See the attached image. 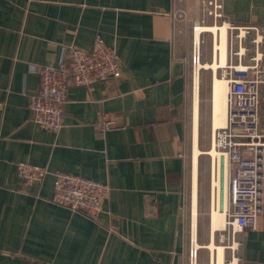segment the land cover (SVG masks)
Listing matches in <instances>:
<instances>
[{
    "label": "crops",
    "instance_id": "1",
    "mask_svg": "<svg viewBox=\"0 0 264 264\" xmlns=\"http://www.w3.org/2000/svg\"><path fill=\"white\" fill-rule=\"evenodd\" d=\"M212 1L0 0V264H190L192 242L194 264L216 262L218 246L227 264V244L211 228L208 171L201 155L194 170L193 147L211 144L212 80L230 61L227 26L264 28V0H220L216 10ZM97 36L116 51L121 77L70 84L62 128L41 129L28 109L36 69L70 46L88 51ZM100 123L111 128L101 132ZM17 163L47 174L25 186ZM56 171L109 186L95 220L50 203ZM228 243L236 264H264V210L255 229Z\"/></svg>",
    "mask_w": 264,
    "mask_h": 264
},
{
    "label": "built area",
    "instance_id": "2",
    "mask_svg": "<svg viewBox=\"0 0 264 264\" xmlns=\"http://www.w3.org/2000/svg\"><path fill=\"white\" fill-rule=\"evenodd\" d=\"M218 1L210 3L215 10L220 9ZM227 31L230 61L220 68V78L227 87L225 122L212 130L210 148L215 155L209 157L211 178L214 174L217 176L219 167L226 176L227 208L219 240L226 242L230 252L227 264H236L237 246H228V242L231 240L232 244L236 233L255 229L264 210V28L228 25ZM199 44V38L194 37L191 56L194 76L200 69ZM250 49L253 54L248 56V63L243 64ZM36 73L38 91L28 101L32 121L43 130L57 133L63 126V107L69 85L88 88L98 82L118 79L121 64L116 51L97 36L88 51L70 46L60 61L38 67ZM110 128L109 123L99 124L101 132ZM46 174L44 167L26 163L16 165V176L25 186L42 181ZM52 175L50 203L91 220L103 211L110 191L107 184L60 171ZM196 256L197 249L192 242L190 264L195 263Z\"/></svg>",
    "mask_w": 264,
    "mask_h": 264
},
{
    "label": "bare ground",
    "instance_id": "3",
    "mask_svg": "<svg viewBox=\"0 0 264 264\" xmlns=\"http://www.w3.org/2000/svg\"><path fill=\"white\" fill-rule=\"evenodd\" d=\"M225 27V26H224ZM221 27L217 30V33L220 36V51L224 56V45H225V28ZM212 32H216V29H211ZM224 61V59H222ZM223 64V63H221ZM202 65L200 64V67ZM208 66V65H207ZM215 69V66H212ZM211 69V68H210ZM197 76L194 77L195 87H197ZM196 90V89H195ZM226 82L224 79L216 78L212 80V123L213 130L222 127L225 122V113H226V105H225V96H226ZM211 93V92H210ZM197 135V134H196ZM195 140V139H194ZM193 140V141H194ZM196 142V141H195ZM194 142L193 147V164L194 170L196 168L197 160L199 155H208L210 157L215 155V152L210 148L207 152H201ZM220 164V162H219ZM215 172V168H213ZM211 189H212V207L210 209V218H211V228L212 231L222 230L225 224V211L227 208V185H226V176L223 173L222 167H219L218 174L213 178H211ZM195 193V192H194ZM195 197V195H193ZM195 203V200H194ZM196 217L195 206L193 207V219ZM195 247V246H194ZM213 245H210V249H213ZM235 247V245H234ZM217 259L216 262L212 264H223V247H216ZM215 260V258H214Z\"/></svg>",
    "mask_w": 264,
    "mask_h": 264
},
{
    "label": "rangeland",
    "instance_id": "4",
    "mask_svg": "<svg viewBox=\"0 0 264 264\" xmlns=\"http://www.w3.org/2000/svg\"><path fill=\"white\" fill-rule=\"evenodd\" d=\"M221 79V78H220ZM210 149V147L205 150L204 152H207ZM200 160L202 162V165H204V168L206 167V171H208V179H209V186H208V192L209 195H212V189H211V176H210V170H211V164H210V157L208 155H201ZM210 188V190H209Z\"/></svg>",
    "mask_w": 264,
    "mask_h": 264
}]
</instances>
